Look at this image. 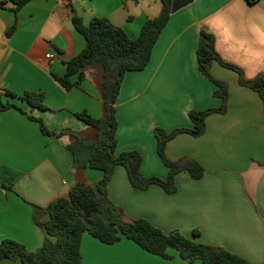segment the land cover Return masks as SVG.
<instances>
[{"label": "crops", "instance_id": "1", "mask_svg": "<svg viewBox=\"0 0 264 264\" xmlns=\"http://www.w3.org/2000/svg\"><path fill=\"white\" fill-rule=\"evenodd\" d=\"M160 10L161 0H29L17 12L10 1L0 7L1 101L27 112L0 110V241L13 239L30 251L38 250L46 232L34 222V206L43 208L67 197L80 180L93 186L102 177L100 170L90 167L76 172L67 148L69 136L44 135L38 122L28 117H41L51 130L94 134L76 113L102 115L98 69L90 68L81 86L71 89L52 75H63L65 61L85 45L71 17L79 15L85 22L94 16L106 17L135 38L144 21ZM202 29L214 35L221 58L239 66L246 78L264 74V0L183 3L160 33L148 65L125 73L116 102L115 152L139 151L146 176L168 177L157 152L155 127L192 128L189 110L221 104L213 95L215 84L198 68ZM210 71L228 84L226 112L209 114L201 136L180 133L165 148L170 160L196 159L205 168L204 175L194 179L186 171L178 173L174 193L155 184L137 191L126 169L117 166L108 184L109 196L128 218H145L166 233L179 231L197 242L223 247L251 264H264L262 101L238 83L234 70L214 61ZM27 92L43 93L46 108L28 105L22 99ZM194 229L199 233L194 235ZM169 252L174 257L165 259L125 237L106 244L84 233L81 241L82 264H202L199 259H182L173 249ZM0 264L22 263L4 259Z\"/></svg>", "mask_w": 264, "mask_h": 264}, {"label": "trees", "instance_id": "2", "mask_svg": "<svg viewBox=\"0 0 264 264\" xmlns=\"http://www.w3.org/2000/svg\"><path fill=\"white\" fill-rule=\"evenodd\" d=\"M8 1L13 3V12H17L29 0H0V7ZM172 6L173 0H161L160 13L154 18L146 19L135 38H130L121 27L112 24L106 17L94 16L88 22L79 15L71 17L74 29L84 37L85 45L65 61L63 75H52L65 89H71L81 86L90 68L96 67L99 70L102 115L94 117L85 110L76 113L79 119L93 129L94 134L90 137L69 128L51 130L41 117H28L38 122L44 135L69 136L67 148L73 155V169L76 172L90 167L100 170L102 177L93 186L80 180L71 188L67 197H59L43 208L34 206V222L43 226L46 232L41 247L30 251L16 240L3 239L0 241V260H17L22 264H82L81 241L83 234L88 233L106 244L116 243L122 237L128 238L142 249L165 259L174 257L169 252L173 249L189 262L199 259L202 264H251L223 247L197 242L179 231L166 233L145 218H128L109 196L108 184L117 166L126 169L128 179L137 191L146 190L155 184L168 193H174L177 190L175 177L178 173L186 171L194 179H200L204 175L205 168L196 159L183 157L170 160L165 154V148L168 141L180 133L201 136L206 130V117L209 114L226 112L228 84L212 76L210 69L214 61L234 70L238 74V83L258 94L264 114V74L246 78L239 66L221 58L215 48L214 35L202 29L196 51L198 68L215 84L213 95L221 100L220 106L189 110L192 128L178 127L170 131L159 126L154 128L158 155L168 168L166 179L142 173V155L139 151L127 150L116 154V102L125 73L142 70L148 65L152 49L173 13ZM13 29L14 27L8 34ZM5 94L14 95L10 91ZM1 96L0 93V110L16 108L27 114L24 108L11 102L3 103ZM22 99L32 107L46 108L44 94L41 92H27ZM43 215H47V219L42 220ZM198 233V229L193 230L194 235Z\"/></svg>", "mask_w": 264, "mask_h": 264}, {"label": "water", "instance_id": "3", "mask_svg": "<svg viewBox=\"0 0 264 264\" xmlns=\"http://www.w3.org/2000/svg\"><path fill=\"white\" fill-rule=\"evenodd\" d=\"M190 0H173L172 10L176 11L183 3L188 2Z\"/></svg>", "mask_w": 264, "mask_h": 264}, {"label": "built area", "instance_id": "4", "mask_svg": "<svg viewBox=\"0 0 264 264\" xmlns=\"http://www.w3.org/2000/svg\"><path fill=\"white\" fill-rule=\"evenodd\" d=\"M254 1H255V0H254ZM47 57H48V58H51V55H50V54H47Z\"/></svg>", "mask_w": 264, "mask_h": 264}, {"label": "rangeland", "instance_id": "5", "mask_svg": "<svg viewBox=\"0 0 264 264\" xmlns=\"http://www.w3.org/2000/svg\"><path fill=\"white\" fill-rule=\"evenodd\" d=\"M93 68H96V67H93ZM99 71V70H98ZM99 82H100V80H99ZM99 88H100V86H99Z\"/></svg>", "mask_w": 264, "mask_h": 264}]
</instances>
